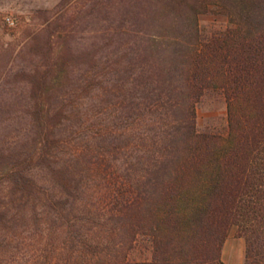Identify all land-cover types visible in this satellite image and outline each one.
I'll use <instances>...</instances> for the list:
<instances>
[{
  "label": "trees",
  "instance_id": "trees-1",
  "mask_svg": "<svg viewBox=\"0 0 264 264\" xmlns=\"http://www.w3.org/2000/svg\"><path fill=\"white\" fill-rule=\"evenodd\" d=\"M158 1L107 22L61 95L53 81L75 65L62 29L48 22L18 51L30 100L0 145V264H223L231 224L244 264H264V0H215L235 22L210 38L174 22L195 4ZM208 88L225 96L224 135L196 129ZM139 233L150 260L119 253Z\"/></svg>",
  "mask_w": 264,
  "mask_h": 264
},
{
  "label": "rangeland",
  "instance_id": "rangeland-1",
  "mask_svg": "<svg viewBox=\"0 0 264 264\" xmlns=\"http://www.w3.org/2000/svg\"><path fill=\"white\" fill-rule=\"evenodd\" d=\"M186 1L189 4H195L197 9L191 10L190 6L179 3L176 6L178 11L172 12L175 17L174 22H197L203 38H210L234 26L235 21H232L222 9L221 3L215 0H206L205 5L199 6L198 3L204 0ZM156 4H159L158 0H0V145L16 135L18 127L24 120L19 117L22 116L19 109L30 100L26 98L29 93L26 85L28 81L19 79L26 77L19 75V70L24 68L23 66H27L28 60L24 57L20 60L17 59V53L33 33L39 31L48 22H54L52 26L54 32L57 33L58 28L62 29L61 34L65 37L71 50L70 53L67 52L68 57L75 65L72 67L71 78L64 82H58L57 79V81H53L56 84L52 86L57 87V91L61 95L64 90L73 88H70L74 85L72 78L76 79L86 68L88 60L86 52L95 51V44L100 40V31L107 22H116L123 17L125 12H130L131 6L134 9L141 6L140 9H144L145 17L148 9L154 8ZM193 13H196L195 19ZM6 15L15 19V25L9 26L3 21V17ZM156 19L153 18V21ZM150 20L148 19V22ZM138 22L143 21L139 20ZM52 38L56 42V35ZM21 55L24 56L23 53ZM59 89L62 92H59L61 91ZM195 112V126L199 132L217 135L227 133V102L221 90L206 89L195 104ZM5 192L7 190L4 186L3 193ZM125 236L126 239L129 238L128 234ZM114 238L120 240L118 235L117 237L114 235ZM151 240L149 234L139 233L131 243L125 241L124 244L121 241L119 253L126 254V258L129 260H150L153 248ZM32 246L28 241L22 242L21 247H27L28 251L26 252L23 248L20 253L18 252V257L21 260L29 258L33 254ZM195 246L196 248H193L199 250L198 252L205 250V246H201L200 243ZM245 249V238L241 235L238 226L236 224L229 225L220 248V260L223 264H244ZM212 253L214 255V251Z\"/></svg>",
  "mask_w": 264,
  "mask_h": 264
},
{
  "label": "built area",
  "instance_id": "built-area-1",
  "mask_svg": "<svg viewBox=\"0 0 264 264\" xmlns=\"http://www.w3.org/2000/svg\"><path fill=\"white\" fill-rule=\"evenodd\" d=\"M3 21L9 26L15 25V22H16L15 19L10 15L4 16Z\"/></svg>",
  "mask_w": 264,
  "mask_h": 264
}]
</instances>
